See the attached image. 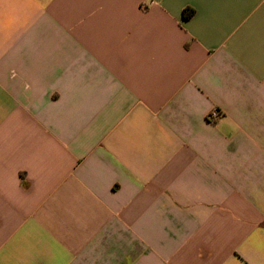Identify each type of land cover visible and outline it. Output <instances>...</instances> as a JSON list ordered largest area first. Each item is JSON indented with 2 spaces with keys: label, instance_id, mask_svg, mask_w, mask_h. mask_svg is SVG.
Listing matches in <instances>:
<instances>
[{
  "label": "crops",
  "instance_id": "0c3cea01",
  "mask_svg": "<svg viewBox=\"0 0 264 264\" xmlns=\"http://www.w3.org/2000/svg\"><path fill=\"white\" fill-rule=\"evenodd\" d=\"M0 264H264V0H0Z\"/></svg>",
  "mask_w": 264,
  "mask_h": 264
},
{
  "label": "built area",
  "instance_id": "2783aa9c",
  "mask_svg": "<svg viewBox=\"0 0 264 264\" xmlns=\"http://www.w3.org/2000/svg\"><path fill=\"white\" fill-rule=\"evenodd\" d=\"M222 117V113L219 110H214L210 115L209 119L211 121H216Z\"/></svg>",
  "mask_w": 264,
  "mask_h": 264
},
{
  "label": "trees",
  "instance_id": "16d2710c",
  "mask_svg": "<svg viewBox=\"0 0 264 264\" xmlns=\"http://www.w3.org/2000/svg\"><path fill=\"white\" fill-rule=\"evenodd\" d=\"M194 11L192 9H186L184 11V18H190L193 15Z\"/></svg>",
  "mask_w": 264,
  "mask_h": 264
}]
</instances>
